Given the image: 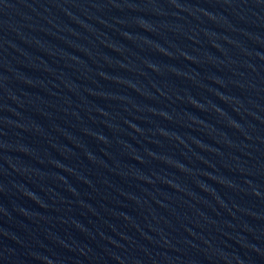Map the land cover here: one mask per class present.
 <instances>
[{
    "label": "water",
    "instance_id": "95a60500",
    "mask_svg": "<svg viewBox=\"0 0 264 264\" xmlns=\"http://www.w3.org/2000/svg\"><path fill=\"white\" fill-rule=\"evenodd\" d=\"M0 264H264V0H0Z\"/></svg>",
    "mask_w": 264,
    "mask_h": 264
}]
</instances>
